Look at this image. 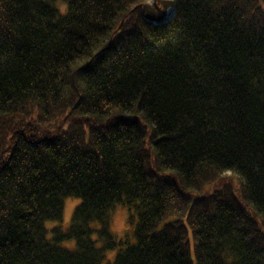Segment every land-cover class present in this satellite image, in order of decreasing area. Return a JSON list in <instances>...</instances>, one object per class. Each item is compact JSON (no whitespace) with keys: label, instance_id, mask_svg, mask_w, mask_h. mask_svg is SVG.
Returning <instances> with one entry per match:
<instances>
[{"label":"trees","instance_id":"16d2710c","mask_svg":"<svg viewBox=\"0 0 264 264\" xmlns=\"http://www.w3.org/2000/svg\"><path fill=\"white\" fill-rule=\"evenodd\" d=\"M118 247L109 264H264V0H0V264Z\"/></svg>","mask_w":264,"mask_h":264},{"label":"rangeland","instance_id":"374dc122","mask_svg":"<svg viewBox=\"0 0 264 264\" xmlns=\"http://www.w3.org/2000/svg\"><path fill=\"white\" fill-rule=\"evenodd\" d=\"M152 1V0H151ZM223 178H220L219 181L211 182L204 186L202 191H205L206 193L209 191L214 190L216 187L220 186L223 181H230L232 184H237L238 180L237 177L234 174H231V172H226L223 176ZM81 199L77 197H65L64 198V215L62 220H48L45 222V226L47 227L49 233L48 237H51L50 230L55 226H60L62 230H66L70 225L72 221V215L73 211L75 209V206L79 204ZM131 216V211L128 210L127 207L122 205H117L112 213L110 218V229L112 233L118 238H123L125 233H131L132 226L135 223V220L137 218L132 219V222L129 221V218ZM94 226H98V224L94 223ZM94 239L97 238V234H94ZM63 246L68 247L69 249H74L76 246V242L74 239L71 240H65L61 243ZM101 241H97V245H101ZM119 250V247L113 250L106 251V257L104 261L101 264H109L112 263L116 257V254Z\"/></svg>","mask_w":264,"mask_h":264}]
</instances>
